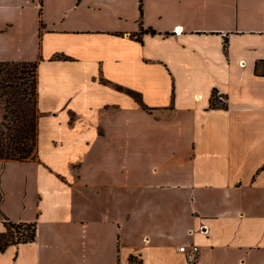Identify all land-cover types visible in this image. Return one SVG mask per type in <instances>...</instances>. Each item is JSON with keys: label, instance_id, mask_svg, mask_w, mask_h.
Here are the masks:
<instances>
[{"label": "crops", "instance_id": "0c3cea01", "mask_svg": "<svg viewBox=\"0 0 264 264\" xmlns=\"http://www.w3.org/2000/svg\"><path fill=\"white\" fill-rule=\"evenodd\" d=\"M0 60L38 61L40 112L0 264H264V0H0Z\"/></svg>", "mask_w": 264, "mask_h": 264}, {"label": "trees", "instance_id": "16d2710c", "mask_svg": "<svg viewBox=\"0 0 264 264\" xmlns=\"http://www.w3.org/2000/svg\"><path fill=\"white\" fill-rule=\"evenodd\" d=\"M143 32L154 31L141 28L139 33ZM137 37L140 40L139 35ZM52 58L68 57L57 53ZM37 64V60H0V160L26 161L37 157L40 115L37 108ZM101 81L106 82L104 79ZM114 87L133 97L144 109H149L138 92L118 84ZM209 101L211 107H225V102L219 100L214 89ZM2 220L4 229L0 231V251L8 245L34 239V222H12L4 216Z\"/></svg>", "mask_w": 264, "mask_h": 264}, {"label": "built area", "instance_id": "2783aa9c", "mask_svg": "<svg viewBox=\"0 0 264 264\" xmlns=\"http://www.w3.org/2000/svg\"><path fill=\"white\" fill-rule=\"evenodd\" d=\"M218 98L222 102L225 101V98L222 95H218ZM202 230H205V228ZM177 249L183 253L185 264L196 263L198 259V249H199L197 244L195 243L181 244L177 247Z\"/></svg>", "mask_w": 264, "mask_h": 264}, {"label": "rangeland", "instance_id": "374dc122", "mask_svg": "<svg viewBox=\"0 0 264 264\" xmlns=\"http://www.w3.org/2000/svg\"><path fill=\"white\" fill-rule=\"evenodd\" d=\"M10 230H13V229H10ZM131 264H138V260H136V259H132V260H131Z\"/></svg>", "mask_w": 264, "mask_h": 264}]
</instances>
